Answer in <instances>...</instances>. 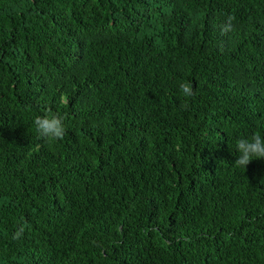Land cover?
Masks as SVG:
<instances>
[{"label": "trees", "instance_id": "trees-1", "mask_svg": "<svg viewBox=\"0 0 264 264\" xmlns=\"http://www.w3.org/2000/svg\"><path fill=\"white\" fill-rule=\"evenodd\" d=\"M253 133L264 0H0V264H264Z\"/></svg>", "mask_w": 264, "mask_h": 264}, {"label": "clouds", "instance_id": "clouds-1", "mask_svg": "<svg viewBox=\"0 0 264 264\" xmlns=\"http://www.w3.org/2000/svg\"><path fill=\"white\" fill-rule=\"evenodd\" d=\"M230 29V22H226L223 31L227 32ZM179 89L185 98L193 95L191 84H181ZM33 124L38 135L46 141H58L63 138L66 132L64 118L59 114L36 116ZM235 152L237 153L236 163L245 168L254 159H264V134L253 133L248 137L237 139Z\"/></svg>", "mask_w": 264, "mask_h": 264}]
</instances>
